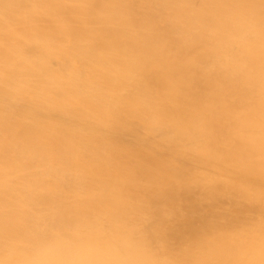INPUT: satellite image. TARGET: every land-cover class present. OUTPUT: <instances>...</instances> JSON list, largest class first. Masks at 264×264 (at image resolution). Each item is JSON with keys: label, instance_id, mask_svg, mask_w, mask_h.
Returning <instances> with one entry per match:
<instances>
[{"label": "bare ground", "instance_id": "obj_1", "mask_svg": "<svg viewBox=\"0 0 264 264\" xmlns=\"http://www.w3.org/2000/svg\"><path fill=\"white\" fill-rule=\"evenodd\" d=\"M0 264H264V0H0Z\"/></svg>", "mask_w": 264, "mask_h": 264}]
</instances>
